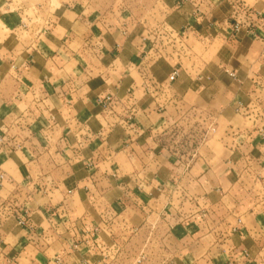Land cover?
<instances>
[{
    "label": "crops",
    "instance_id": "1",
    "mask_svg": "<svg viewBox=\"0 0 264 264\" xmlns=\"http://www.w3.org/2000/svg\"><path fill=\"white\" fill-rule=\"evenodd\" d=\"M0 174V264H264V0H0Z\"/></svg>",
    "mask_w": 264,
    "mask_h": 264
},
{
    "label": "built area",
    "instance_id": "2",
    "mask_svg": "<svg viewBox=\"0 0 264 264\" xmlns=\"http://www.w3.org/2000/svg\"><path fill=\"white\" fill-rule=\"evenodd\" d=\"M254 14H255V12H254ZM256 15L258 16L259 14L258 13H256ZM249 17H251V15H249ZM241 25H242V23L241 22H239L238 20H236V23H235V26L233 27L234 28V31L235 32H238V31H240V29H241ZM178 75H179V70L178 69H175L172 73H171V75H170V77H169V81H174L177 77H178ZM108 99L106 98V99H101V102L102 103H104V101H107ZM189 125L191 126L190 127V131H189V133L192 135V136H190V139H194V135H195V137H196V133L197 132H195V129L196 130H198L200 127H202L204 124H202L201 122H199V121H190V123H189ZM213 126H214V121H212V120H210V122H209V124H208V126L206 127V128H201L202 129V134L200 135V137H199V141L200 140H205L206 138H207V135L209 134V132H210V130H213ZM182 144L184 143V140H182V142H181ZM2 178V175L0 174V179ZM21 223H24L23 221H21ZM54 264H62L61 263V261L60 260H56L55 261V263Z\"/></svg>",
    "mask_w": 264,
    "mask_h": 264
},
{
    "label": "rangeland",
    "instance_id": "3",
    "mask_svg": "<svg viewBox=\"0 0 264 264\" xmlns=\"http://www.w3.org/2000/svg\"><path fill=\"white\" fill-rule=\"evenodd\" d=\"M182 133V132H181ZM178 134V133H177ZM192 134V133H191Z\"/></svg>",
    "mask_w": 264,
    "mask_h": 264
}]
</instances>
